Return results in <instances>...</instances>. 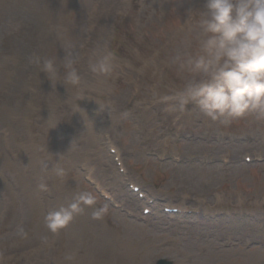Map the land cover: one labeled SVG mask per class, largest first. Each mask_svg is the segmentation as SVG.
Returning a JSON list of instances; mask_svg holds the SVG:
<instances>
[{"label":"rangeland","instance_id":"rangeland-1","mask_svg":"<svg viewBox=\"0 0 264 264\" xmlns=\"http://www.w3.org/2000/svg\"><path fill=\"white\" fill-rule=\"evenodd\" d=\"M199 2L0 0L4 264H77L84 257L81 264H155L159 259L264 264V120L249 115L229 124L212 122L191 105L183 113H169L152 95L154 85L163 94L182 84L184 74L170 61L196 27ZM42 3H53L58 13L45 16ZM190 14L194 19L186 25ZM67 52L72 56L66 58ZM109 52L113 72L93 74L90 64ZM37 55L55 60L57 81L63 79L67 59L78 56L81 86L69 85L68 92L59 83L52 87L40 67L29 63ZM111 146L120 151L136 185L159 195L163 205L219 214L213 217L215 227L178 224L177 215H167L166 221L141 216L139 206L134 212L105 200L96 189L97 178L109 189L132 192ZM41 160L49 167L59 163L65 175L42 173ZM42 181L49 191L39 190ZM82 191L94 193V207L107 205V213L89 220L93 208L85 207L52 233L45 224L47 213ZM139 199L138 193L129 194V206ZM86 225L93 227L90 232L81 229ZM93 233L96 237L89 238ZM97 238L135 244L141 255L131 260L129 249L124 257L110 244L101 256L90 251L99 245ZM70 254L71 261L66 259Z\"/></svg>","mask_w":264,"mask_h":264},{"label":"clouds","instance_id":"clouds-1","mask_svg":"<svg viewBox=\"0 0 264 264\" xmlns=\"http://www.w3.org/2000/svg\"><path fill=\"white\" fill-rule=\"evenodd\" d=\"M199 4L195 29L170 61L184 74L183 82L163 94L158 85H154V102L164 105V111L169 113H183L191 105L207 120L223 124L249 115L264 120V0H200ZM193 19L190 14L184 23L189 25ZM71 56V52L66 53V58ZM78 61V56L67 59L63 79L57 81L59 69L54 59L38 55L29 58V63L40 67L52 87L59 83L67 92L69 85L81 86ZM113 61V54L109 52L90 64V70L95 75L108 76L114 70ZM40 168L44 174L65 175L59 163L49 167L46 160H41ZM38 188L49 191V185L43 181ZM96 204L94 193L79 192L70 203L47 213L46 227L52 233H59L82 214L85 207L93 208V219H101L108 208L107 205L94 207ZM20 231L22 233L23 229ZM73 258L71 254L66 256L69 261ZM0 264H4L2 258Z\"/></svg>","mask_w":264,"mask_h":264},{"label":"bare ground","instance_id":"bare-ground-1","mask_svg":"<svg viewBox=\"0 0 264 264\" xmlns=\"http://www.w3.org/2000/svg\"><path fill=\"white\" fill-rule=\"evenodd\" d=\"M48 1V0H46ZM49 1H54V0H49ZM58 1H61L63 2L64 0H56V2ZM42 2V1H41ZM49 6H44L46 12H45V16H50V15H53V14H57L58 11H54L55 8H53V3H48ZM111 148H114V146H111ZM120 155V151L119 153L117 154V156ZM126 178L131 179V176H129L128 174L126 175ZM97 181L99 182L98 185H101L102 187L106 186L107 184L103 181H100L99 179H97ZM146 193V197L148 200H154V203L150 206L151 209H153V211H155V214L156 216L160 217L161 215V211H160V207L162 206V199L161 198H158V197H155L151 192L148 193V192H145ZM127 194V193H126ZM116 201L117 199L120 200V203L121 204H124V205H127V199H126V196L124 193H122L120 190H119V187L117 188L116 186H114V188L112 189V192L110 194ZM146 202L144 200H138L136 201V204H134V206L136 205H140L142 206L143 205V208L142 210L144 211L145 208H149L147 207V205L145 204ZM129 209H132L130 207H128ZM133 210V209H132ZM185 210V208H184ZM201 214L203 216V219L206 217V213L204 211H201ZM93 218H89V220H92ZM180 223V222H179ZM183 223H186V221H183ZM85 224H86V221H85ZM89 228H93L92 226H87L86 227H83L81 226V229H85L86 230V233L87 231H89ZM90 232V231H89ZM94 232V231H93ZM97 233H100L99 231H97ZM73 237H77V235L75 233H72ZM112 236V235H111ZM81 237V235L79 236ZM89 238H93V237H96V235L93 233V235H90L88 236ZM98 238L96 239V244H99L97 247L95 246H90L91 248L93 249H90V251H95L97 252L98 254H101V256H106L107 255V250H106V246H109L110 244H112L111 242L108 243V241L106 239L102 240V243H100L99 241H97ZM99 242V243H98ZM113 247L109 248L112 252L116 253V254H119L121 256H126L125 255V252L127 249H129L128 251V256L131 258V260H138V258L140 257L141 255V251H136L134 250L133 246H135V244H130V243H127V245L123 244L121 241H118L116 242L115 244H112ZM110 245V246H112ZM122 249H125V251H121ZM119 255H116V256H119ZM88 257H84V258H81L77 264H81V263H84L85 260L87 259Z\"/></svg>","mask_w":264,"mask_h":264},{"label":"water","instance_id":"water-1","mask_svg":"<svg viewBox=\"0 0 264 264\" xmlns=\"http://www.w3.org/2000/svg\"><path fill=\"white\" fill-rule=\"evenodd\" d=\"M158 264H166L164 261H160Z\"/></svg>","mask_w":264,"mask_h":264}]
</instances>
